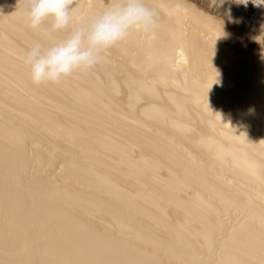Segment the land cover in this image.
I'll list each match as a JSON object with an SVG mask.
<instances>
[{
	"label": "bare ground",
	"instance_id": "1",
	"mask_svg": "<svg viewBox=\"0 0 264 264\" xmlns=\"http://www.w3.org/2000/svg\"><path fill=\"white\" fill-rule=\"evenodd\" d=\"M112 3L74 0L69 28ZM145 3L151 39L37 86L24 56L50 41L0 0V264H264V5L225 0L240 52L196 7Z\"/></svg>",
	"mask_w": 264,
	"mask_h": 264
},
{
	"label": "clouds",
	"instance_id": "2",
	"mask_svg": "<svg viewBox=\"0 0 264 264\" xmlns=\"http://www.w3.org/2000/svg\"><path fill=\"white\" fill-rule=\"evenodd\" d=\"M247 6L249 0H235ZM260 7L264 0H251ZM225 0H208L209 8H219ZM74 0H24L26 24L40 31L50 42H34L28 48L24 63L34 85L60 83L78 71H87L104 59V53L125 41L133 33L151 39L157 28L158 13L145 0H113L96 15L69 28ZM231 16L230 9L228 10ZM48 24L47 28H43ZM65 32L53 40L54 33Z\"/></svg>",
	"mask_w": 264,
	"mask_h": 264
},
{
	"label": "rangeland",
	"instance_id": "3",
	"mask_svg": "<svg viewBox=\"0 0 264 264\" xmlns=\"http://www.w3.org/2000/svg\"><path fill=\"white\" fill-rule=\"evenodd\" d=\"M188 5L196 7L204 14L210 15L212 20L217 24L221 36L225 40L226 44L231 45L234 49L240 52H244V43L251 41L254 43L247 29L241 22L236 20H229L226 17V7L223 5L219 8H209L208 0H181Z\"/></svg>",
	"mask_w": 264,
	"mask_h": 264
}]
</instances>
